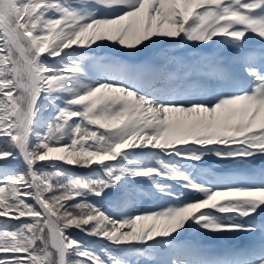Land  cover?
I'll use <instances>...</instances> for the list:
<instances>
[{
	"label": "snow or ice",
	"instance_id": "snow-or-ice-1",
	"mask_svg": "<svg viewBox=\"0 0 264 264\" xmlns=\"http://www.w3.org/2000/svg\"><path fill=\"white\" fill-rule=\"evenodd\" d=\"M0 264H264V0H0Z\"/></svg>",
	"mask_w": 264,
	"mask_h": 264
}]
</instances>
